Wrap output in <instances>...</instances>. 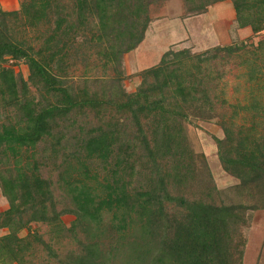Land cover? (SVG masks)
Listing matches in <instances>:
<instances>
[{
    "label": "trees",
    "instance_id": "16d2710c",
    "mask_svg": "<svg viewBox=\"0 0 264 264\" xmlns=\"http://www.w3.org/2000/svg\"><path fill=\"white\" fill-rule=\"evenodd\" d=\"M167 1L0 9V264H243L264 211V59L242 74L243 103L224 97L223 65L244 42L169 49L126 92L123 56ZM180 1L182 20L229 1L237 29L264 31V0ZM214 119L226 189L187 134Z\"/></svg>",
    "mask_w": 264,
    "mask_h": 264
},
{
    "label": "rangeland",
    "instance_id": "374dc122",
    "mask_svg": "<svg viewBox=\"0 0 264 264\" xmlns=\"http://www.w3.org/2000/svg\"><path fill=\"white\" fill-rule=\"evenodd\" d=\"M20 1L0 0V3L5 11H14L18 9ZM226 9L229 11L232 9L229 1L216 3L210 6L205 14L187 17V21L184 22L179 18L183 14L181 1L169 0L162 7L154 10L153 16L158 17V19L152 22L153 24L151 23L149 27L152 28L151 32L155 33L154 36L159 37L155 46L156 48L160 47L159 51H163V53L169 49L176 51L183 48L189 49L192 53H199L219 46L222 42H226L220 41L222 32H226L231 43L244 42L247 46L246 50L232 56L223 65V69L227 73L225 82L223 83L224 97L230 103H243L249 88L244 85L242 74L246 72L247 65H260V61L264 59V46L261 49H255L258 42L264 40V31L252 36L250 31L246 32L243 30L240 32V36L237 37V32L235 31L237 28L232 19L234 17L233 14L231 17L223 19L222 25L218 21L220 10L223 11ZM182 23L185 25L183 26ZM172 26H176L177 28L175 29ZM217 26L219 29H217ZM148 44L145 43V45H141L137 50L135 49L123 56L122 69L126 79L123 81L122 86L128 93L135 91L140 82L137 74L141 70L149 68L158 62L156 50L154 56H152V52H149L148 54L150 55L148 56L144 53ZM252 51L257 53L256 56H259L261 59L255 60L256 58L253 56ZM19 69L26 75L27 71L25 66L14 67L15 72H18ZM261 95L262 91L259 90L258 96ZM187 134L191 147L203 154L216 187L218 189H226L233 186L236 181L222 171L217 160L216 148L212 138L216 137L221 139L223 136L220 128L216 124V120L207 122L192 120L187 125ZM5 209H7V203L0 195V212ZM62 220L68 226L73 221V217L64 216ZM5 233L6 231L1 230L0 236ZM247 233H249L248 245L246 247L243 264H253L256 253L259 250L257 247L258 240L264 235V211H259L252 215L251 227ZM262 260L264 261L263 256L261 257Z\"/></svg>",
    "mask_w": 264,
    "mask_h": 264
},
{
    "label": "crops",
    "instance_id": "0c3cea01",
    "mask_svg": "<svg viewBox=\"0 0 264 264\" xmlns=\"http://www.w3.org/2000/svg\"><path fill=\"white\" fill-rule=\"evenodd\" d=\"M0 9L1 10H5L4 8H3V6L1 5V3H0ZM232 14L234 15V12H233V9H230V11L229 10H220V14H219V16H218V18H219V22H220V25H222L221 23H222V20L223 19H226V18H228V17H231L232 16ZM232 19L234 20V17H232ZM182 21H187V18H186V20L185 19H183ZM224 21V20H223ZM153 24V23H152ZM182 25L184 26L185 24L184 23H182ZM173 27V26H172ZM186 27V26H185ZM173 28H177L176 26L175 27H173ZM217 29H219V27L217 26ZM151 30H152V28H148V30H147V32H146V35H145V38H144V40L142 41V43L136 48V50L139 48V47H141V45H145V43H149L148 44V46H147V49L145 50V52L144 53H146L147 54V56L148 55H150V54H148L149 52H152V56H154V54L156 53L155 52V50L157 51V58H158V61H159V59H160V57H161V54L163 53V51L161 52V51H159V48L160 47H157L156 48V46H155V43H157V41L159 40V37H155L154 35H155V33L154 32H151ZM250 31V33H251V30H250V28H243V29H236L235 31L237 32V37H239L240 36V32L241 31ZM221 31V30H220ZM252 34V33H251ZM150 36V37H149ZM149 37V38H148ZM220 41H226L225 43L224 42H222L221 43V45H219V46H227V45H229L230 43H231V41H230V39H229V37H227V34H226V32H222V38L220 39ZM153 45H152V44ZM155 65V64H154ZM153 66V65H152ZM257 213V212H256ZM250 227H251V224H250ZM250 227H249V229L247 230V232L250 230ZM248 234L249 233H247L246 235V238H247V244H246V247H247V245H248ZM246 247H245V251H246ZM258 253H256V257H255V260L253 261V264H264V261L262 260L261 261V257L263 256V259H264V235H263V237L260 239V240H258ZM244 255H245V252H244ZM243 261H244V258H243Z\"/></svg>",
    "mask_w": 264,
    "mask_h": 264
}]
</instances>
